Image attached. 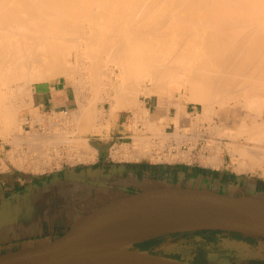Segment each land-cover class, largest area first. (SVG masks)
Wrapping results in <instances>:
<instances>
[{
    "label": "bare ground",
    "instance_id": "6f19581e",
    "mask_svg": "<svg viewBox=\"0 0 264 264\" xmlns=\"http://www.w3.org/2000/svg\"><path fill=\"white\" fill-rule=\"evenodd\" d=\"M143 1L132 0L130 5L129 0H0V133L11 134L19 120L18 111L21 105H18L17 90L20 85L33 81L41 82L62 72L74 74L76 71V68L73 69L74 66L68 68L69 66H66L68 64H65V68L59 64L62 65V62L66 61L70 65L74 60L83 57L82 54L79 56L78 50L74 53L72 47L82 40L85 41V38H89V42L92 41L91 37H94L92 45L95 44V51L97 53L99 49L100 53L103 51L102 54L99 53L100 56L96 54L98 56L96 59H105L103 57L105 52L111 59L115 60L118 57V62L113 59L112 62L119 68L108 65L107 72L105 67L111 59L107 61L108 63L105 61L106 64L101 61L106 74L109 73L114 76L113 78L120 77V80L115 81L118 83L120 81L119 88L116 87L118 90L112 82L118 78L110 82L114 87L111 89L116 90V93L113 92L115 95L112 93L113 97H109V94L107 97L111 101L112 113L117 109L134 108L133 99H136L138 90H141L138 83L144 71L145 74L148 73L149 76L146 75L153 84L150 88L143 87L144 93H164L170 82H176L183 91L182 94L189 101L202 105L205 113L213 109L214 102L221 106H229L231 101L236 104L248 101L249 105L256 102L254 105L256 110H264V99L258 101L264 96V0H160V2L154 0L153 4L150 3L151 8L149 0L148 4L146 0ZM144 11H147V14ZM86 19L88 23L89 19L93 20V25L86 23L89 31L84 30ZM96 23L104 26V29L100 31V26L99 28L94 26ZM84 41L83 44L88 40ZM89 42L87 46L91 44ZM95 51L93 50V53ZM108 55L105 60L108 59ZM86 56L83 57L85 60L88 59ZM89 56L88 53L87 57ZM101 62L99 60L98 64ZM93 63L95 65L94 61ZM99 66L101 64L98 66L96 64L98 69ZM98 69L96 71L101 72ZM106 77L105 80L108 81H104L105 86L110 84L109 80L112 78ZM111 84L107 85L109 89L112 87ZM26 92L24 94L32 101V89L27 88ZM240 96L244 97L245 102L238 99ZM148 113L142 115L144 121L158 120L159 116H150ZM88 114L91 116L90 112ZM37 117L40 119V116ZM37 117L35 116V120ZM99 118L102 119V116ZM254 118L253 116L251 121L244 117L241 125H238L239 130H234L240 134L248 133L247 139L252 140V146L230 141L228 145L226 143L225 149L213 147L216 149L215 153L210 155L215 158V163H222V154L227 152L230 156L229 166L233 165L240 171L264 175V122L257 123L258 120ZM73 119L77 124L76 120L79 118ZM23 124L24 122L19 121V125L16 126H19V131L15 133L13 139H8L9 137L5 139L10 140L13 145L7 158L19 168H30L29 164L38 160L39 163L31 165L37 169L40 164L46 162L48 164L54 155L61 157L62 154L73 156L75 154L77 158L84 160L95 155L96 150H92L90 137L81 132L78 125L66 127L67 130L52 127L54 130L50 133L37 135L28 134ZM98 129L93 128L95 131ZM155 131L154 134L163 136V140L169 136L165 127L161 126ZM133 135L130 146L125 144L117 150L120 156L137 160L150 158L153 152L147 149L148 144L144 145L146 139L148 142L150 137L139 132ZM231 135L229 136L232 138ZM22 141L30 144L28 148L30 151L25 152L22 149L18 161H15L18 143ZM211 147L208 148L209 153L212 151ZM30 153L33 155L32 161L29 160ZM208 154L201 159L209 156ZM210 162L214 163L212 160ZM235 162L239 165L234 166Z\"/></svg>",
    "mask_w": 264,
    "mask_h": 264
},
{
    "label": "crops",
    "instance_id": "0c3cea01",
    "mask_svg": "<svg viewBox=\"0 0 264 264\" xmlns=\"http://www.w3.org/2000/svg\"><path fill=\"white\" fill-rule=\"evenodd\" d=\"M32 105L44 111L75 108L76 92L72 85L62 80L42 81L33 86ZM145 107L156 117H176L183 107L186 112L194 111L190 103L155 95L146 98ZM127 117V114L125 117L120 114L114 122V138L125 136L122 132ZM185 117L187 115L184 112L179 113L184 126L190 120ZM174 129L177 130V125ZM97 148L93 159L47 172L0 171V254L59 240L102 208L132 195L155 190L151 187L153 185L161 184L163 188H196L194 186L205 185L204 188H197L217 192L223 191L218 190V187H251L257 192H264V181L230 173L228 168L189 165L173 162L175 160L161 163L119 159L107 147ZM222 193L227 194L226 191ZM202 229L144 235L124 247L156 254L160 253L158 251L167 253L177 250L178 254L182 251V243H189L192 244L191 251L187 253L189 261L197 264H249L254 260L264 261L263 252L253 257H242L219 253L216 249L221 245L237 251L242 244L256 248L259 243L264 248V239L221 229H215L218 232L200 233ZM247 236H253V241L244 239ZM193 244L201 250H193Z\"/></svg>",
    "mask_w": 264,
    "mask_h": 264
},
{
    "label": "rangeland",
    "instance_id": "374dc122",
    "mask_svg": "<svg viewBox=\"0 0 264 264\" xmlns=\"http://www.w3.org/2000/svg\"><path fill=\"white\" fill-rule=\"evenodd\" d=\"M147 1V0H146ZM145 0L143 1V2H146ZM151 1V2H150ZM156 1V0H155ZM131 2H132V0L130 1L129 0V3H130V5H131ZM153 2H154V0L152 1V0H149V8H151V4L150 3H152L153 4ZM158 2H160V0H158ZM129 3L127 4V6H128V8H129ZM147 4H148V1H147ZM156 4H159V3H157L156 2ZM126 6V7H127ZM153 6V5H152ZM155 7H157L156 5H155ZM148 8V7H147ZM148 8V9H149ZM147 9V10H148ZM146 10V9H145ZM228 10H233V9H228ZM151 10H149V12H150ZM161 11V10H160ZM152 12V11H151ZM144 13L145 14H147V11L145 12L144 11ZM150 13H148V15H149ZM87 20V22H85L84 23V26H85V29L84 30H88V25H93V20H91L90 21V19H89V23H88V19H86ZM85 20V21H86ZM133 20V19H132ZM134 21H137V20H134ZM95 22V21H94ZM88 25H87V24ZM91 23V24H90ZM95 27L96 26H98V28H99V26H100V31L101 30H103L104 29V26H101V25H97V23H96V25H94ZM81 27V26H80ZM103 27V28H102ZM87 28V29H86ZM102 28V29H101ZM80 31H83V30H80ZM89 31V30H88ZM106 31H104V33H105ZM102 34H104L103 32H101ZM100 33V34H101ZM90 34V33H89ZM91 38H93L94 39V37H91ZM81 39V38H80ZM79 39V40H80ZM83 39V38H82ZM86 40H88L87 41V43L89 42V38L87 39V38H85ZM92 39V41L90 40V42L89 43H91L90 45L88 44V46H87V43H84L83 44V41L84 40H82V44L81 43H78L77 45L75 44V46H77V47H79V46H81V47H79L78 49H77V47H72V49H74L73 50V52L74 53H79V56H82L83 55V57H85L86 55L88 56V53H89V57H87L86 56V58H88V59H86L85 60V58H83V57H79L77 60H74V62L73 63H71V64H73V65H69V63L68 62H66V61H64V59H63V61L64 62H66V63H64V62H62L63 64H64V66H62L61 64H59V66H61V67H65V64H68V65H66L68 68H70V66H72L71 68H73V66H74V68L73 69H75L76 71H74V74H69V73H65V72H62V73H60V74H58V76H52L51 78H48V79H46V80H44V81H55V80H62V81H65L66 83H68V84H70V85H72V87L74 88V90H75V92H76V97H77V105H76V107L75 108H72V107H68V109H69V111H70V113H71V120H69V125L71 126V125H78L79 127H80V131L81 132H84V133H86L89 137H90V139H89V142H90V144L93 146L92 147V150H96V151H94V153H95V155H93L92 157L93 158H95V156H96V154H97V152H98V148L97 147H107L108 149H110L111 150V152L110 153H112V155L114 156V157H117V158H119V157H121V158H125V157H123L122 155L120 156V154L118 153L119 151H117V150H119V148H122L125 144L127 145V144H129L128 146H130V144H132V141H133V137H134V133H136V132H139L141 135L143 134H145V136H149V134H152V133H154V132H156L155 130H159V128L162 126V127H165L166 129H167V133H168V127H169V124L171 123V122H174L176 125H177V129H178V125H179V123H182V119L180 120V118H179V113H181V112H184L186 115H187V117H185L184 119H190L189 120V122L188 123H186V121L184 120V122L186 123V124H189V123H191V121H193L192 123L195 125H198V124H205L206 125V127H207V125H208V127H207V130L209 131V132H213V134L212 133H210V136H211V138L212 139H215V141L216 142H214L213 144H212V147L210 146L211 144H210V142H209V144H208V148L209 147H211L212 149H210V150H212L208 155L209 156H206L207 158H209V159H207L206 157L203 159H201L200 158V160L201 161H203V163H205L207 160V164H209V162L212 160V161H214V163L213 162H210V164L212 163V165L213 166H220L221 168H228L229 170V172L230 173H237L238 175H240V176H246V177H248V178H251V179H256V180H258V181H264V175H261V174H252L251 172H244V171H240V170H238L237 168H235V167H233V165H231V166H229V162H230V156H229V154L227 153V152H224L223 154H222V156H223V158H222V163H215V158L213 159L212 157H211V155L210 154H212V153H215L214 151L217 149V148H223V149H225V145H226V143H227V145H228V143L231 141V143H238V144H240L241 143V145H244L245 144V146H252V140L250 141L249 139H247V134H244V133H239V131H238V133H237V131H234V130H239V126L241 125V123H242V119L244 118V117H246L247 119H249V120H251V121H253V116L255 117L254 119H256V120H258V121H256L257 123L259 122V123H262V121L264 122V110L263 111H261V109L260 110H256L257 108L254 106V105H256L257 103L256 102H253V104H251V105H249V103H248V101L246 102V103H242V104H236L234 101H231L230 102V104H229V106L228 105H226V106H221V105H219L217 102H214L213 103V109H211L210 110V112L209 111H207L206 113H205V111H203V109H202V105H200V104H198V103H194V102H191V101H189L188 99H187V97H185L182 93H183V91L182 90H180L179 89V85H178V83H176V82H170L168 85H167V88H166V92H164V93H153V94H149V93H144V91L143 90H145V89H143V87L145 88L146 86H147V88H150V85H153L152 84V81L148 78V73L146 72V74L148 75H146L145 74V71H144V74H145V76L147 77V79H145L146 77L144 76V74H142L141 72V74L144 76V78L143 79H141L143 76H141L140 75V82L138 83L139 84V89H141L140 91L138 90V93H137V97H136V99L134 98L133 99V101L135 100V102L134 103H132L133 104V106H134V108H126V109H117V111L115 112V113H112V111H111V101H110V98L109 99H107V97H108V94H109V97L111 96V97H113L115 94L114 93H116L113 89H111V88H116V87H118L119 88V84H120V81H119V83L118 82H115L116 80H120V77L118 78V76H116L115 78H118V79H115V78H113L111 75H109V73H107L106 74V72L108 71V68H109V66H112V67H114V63L117 61L118 62V60H117V58L118 57H116V59L114 60L113 58V60L115 61V62H112V59L111 58H109V57H111L110 55H108L106 52L105 53H103V55H105V56H103V57H105V59H106V56L108 55V59L107 60H105L104 58H100V59H98V62H97V59H96V57H98V56H100V54H102V52L100 53V49H99V51H98V53L95 51L96 49V47L94 46L95 44H93L92 45V43H94V40ZM85 40V41H86ZM81 41V40H80ZM84 41V42H85ZM76 43V42H75ZM79 44H81V45H79ZM84 45V46H83ZM93 47H92V46ZM83 46V47H82ZM89 46H91V48H89ZM98 47V46H97ZM83 48V49H82ZM84 48H86V50H84ZM91 49V50H90ZM134 49H137L136 47H134ZM78 50V51H77ZM84 50V51H83ZM88 50V51H87ZM93 50L96 52H94L93 53ZM97 50H98V48H97ZM77 51V52H76ZM84 53H87V54H85L84 55ZM90 53H92V54H90ZM100 53V54H99ZM80 54H82V55H80ZM93 54H97L96 56L95 55H93ZM92 55V56H91ZM95 56V57H94ZM94 57V58H93ZM82 58V59H81ZM91 59V60H90ZM103 59V60H102ZM111 59V60H110ZM66 60V59H65ZM83 61L82 63L80 62V61ZM89 60V61H88ZM99 60H100V62L102 61L104 64H106V62L108 61V60H110L109 61V63L108 64H106L107 66L105 67V66H103V67H105V70H106V72L104 71V69L102 68V62L100 63L101 64V66H99V69L96 67V64H97V66L98 65H100V64H98L99 63ZM76 61H78L77 63H76ZM85 61V62H84ZM92 61V62H91ZM93 61L95 62V65H94V63H93ZM106 61V62H105ZM91 65V67H90V65L88 64V63ZM97 62V63H96ZM59 63V62H58ZM80 63V64H79ZM75 64V65H74ZM103 64V65H104ZM86 65H88V66H86ZM109 65V66H108ZM76 66V67H75ZM86 66V68H84ZM95 66V67H94ZM66 68V67H65ZM78 68V69H77ZM89 68V69H88ZM92 68H97L99 71H101V72H97L96 70L97 69H92ZM115 68L117 69V68H119L118 67V65L116 66L115 65ZM103 70V71H102ZM119 71V70H118ZM94 74H93V73ZM97 72V73H96ZM143 72V71H142ZM98 73H100V75L98 74ZM104 73H105V75H104ZM119 73V72H118ZM65 74V75H64ZM103 75V76H102ZM108 75V76H107ZM139 75V74H138ZM96 76V77H95ZM109 77L108 79H110V77H112L110 80H109V83L112 81V80H114V81H112L113 82V84L114 85H116V86H114L113 87V85H112V87H110V89H109V87L108 86H110V84L107 86L108 87V89H107V87L104 85L105 84V82L104 81H108V80H105V77ZM123 76V75H122ZM122 76H121V78H122ZM107 77H106V79H107ZM101 81H100V80ZM99 80V81H98ZM138 80V81H139ZM42 82V81H41ZM104 82V83H103ZM116 84H115V83ZM37 83H39V81H33V82H29L28 84H21L20 85V87L18 88V90H17V94L19 95V93H21L19 96L17 95V97H18V102H19V104L18 105H21V108L19 109V111H18V118H19V120H18V122H16V126H17V124L19 125V121H21V122H24V128H29V126H28V124H26V116H27V114L28 113H31L32 115H34V117H33V119H34V121L35 122H40L39 120H41V117H40V119H39V117H37V116H41L40 115V113H44L45 111H48V110H40L39 108H37V107H34L33 105H32V101L28 98V95L26 94H24V93H27L26 92V90H27V88L29 89V88H31V89H33V86L35 85V84H37ZM101 83H102V85H101ZM144 83V84H143ZM99 85V86H98ZM101 85V86H100ZM103 85H104V87H103ZM149 86V87H148ZM105 88V90L103 89V88ZM101 89V90H100ZM103 89V90H102ZM117 89V88H116ZM109 90V91H108ZM118 90V89H117ZM25 91V92H24ZM22 92H23V94H22ZM108 92V93H107ZM110 92V93H109ZM114 92V93H113ZM114 95H113V94ZM241 94H243V93H241ZM22 95V96H21ZM152 95H155V96H159V97H168V98H172V99H175V100H177V101H179V102H183V103H190L191 105H193L194 107L192 108V109H194V111L193 112H186L185 110H184V107H183V109H182V111L181 110H179V113H178V115L176 116V117H170V116H167V117H159L158 118V120L157 119H154L153 121H147L146 119H145V121L143 120V114H147L148 112V114L150 115V116H154L153 114H151V112L149 111V108H147V107H145V100H146V98L147 97H149V96H152ZM26 96V97H25ZM244 97L243 96H240L238 99L242 102V100H243V102H245V100L243 99ZM264 99V96H261L259 99H258V101H260V100H263ZM20 100H22V102L20 103ZM136 103V104H135ZM252 106V107H251ZM81 107V108H80ZM86 108V109H84V108ZM254 107V108H253ZM63 108H67V107H63ZM62 108V109H63ZM215 108V109H214ZM253 109H255L256 111H254ZM59 110H61V109H57L56 111H59ZM89 110V111H88ZM84 111V112H83ZM97 111V112H96ZM103 111V112H102ZM90 112V115L91 116H89V113ZM101 112L103 113V114H101ZM133 113L138 119H142V123H143V128H139L138 127V125H139V123H138V121H136L135 123H131L129 120H128V118H129V116H128V118H127V121H126V125L123 127V129H124V132H122L125 136L124 137H120V138H114V134H112V129H113V127H114V122L115 121H117L118 120V117H119V115L121 114V115H123V117H125L126 116V114L127 115H129V113ZM202 112H204V113H202ZM249 112V115H247V113ZM259 112H261V113H259ZM36 113L37 114H39V115H36ZM190 113V114H189ZM198 113V114H197ZM48 114H49V112H48ZM62 114V113H61ZM82 114H86V115H83L82 116ZM94 114V115H93ZM207 114V115H206ZM247 115V116H246ZM35 116L38 118L37 120H35ZM93 116H94V118L95 119H93ZM96 116H98L97 118H96ZM99 116L101 117L102 116V119L101 118H99ZM74 117H77V118H79V119H77L76 120V122H78L77 124L75 123V120L73 119ZM87 117V118H86ZM91 117V118H90ZM154 117H156V116H154ZM197 117H198V120H197ZM252 117V118H251ZM179 118V121L177 120ZM32 119V118H31ZM88 119V120H87ZM91 119V120H90ZM93 119V120H92ZM74 120V121H73ZM177 120V121H176ZM196 120V121H195ZM93 121V122H92ZM98 121V122H97ZM181 121V122H180ZM222 121H223V123H222ZM241 121V122H240ZM89 123V124H88ZM129 123V124H128ZM137 123H138V125H137ZM213 123H215V124H213ZM94 125L95 127H92V125ZM185 124V126H187ZM218 124V125H217ZM240 124V125H239ZM65 125V124H64ZM88 125V126H87ZM229 125V126H228ZM239 125V126H238ZM16 126H14V128H13V130H11V134H6V135H4V134H1L0 133V156H3V159H2V157H0V163L2 164V168L4 169V170H9V169H11L10 170V172H12V171H18V172H20V171H22V172H32V173H42V172H47V171H49V170H51V169H53V168H57V167H60L62 164H64V163H69V162H76V161H82V160H84V159H82V158H77V156L75 157V154H74V156H73V154L72 155H64V154H60L61 155V157H58L57 155L55 156L54 155V158H52L49 162H48V164H47V162L46 161H44V162H46L44 165H45V167H44V165L42 166L41 164V166L44 168H42L40 165L37 167V169L38 168H40L39 170H37L35 167H33V166H31V165H33L34 163H39V161L38 160H36V161H34V163H31V164H29L30 165V168H19L18 166H16L15 164H14V162H7L6 160H4V158H6L7 159V157H8V152H10L11 151V149H12V147H13V145H11L12 143H10L8 140L6 141L5 139L6 138H8V139H13L14 138V136H15V133L17 134V132L19 131V126L18 127H16ZM60 126V125H59ZM68 125H66V127H67ZM98 126V127H97ZM159 126V127H158ZM216 126V127H215ZM62 128H65V126L63 127V126H61ZM90 127V128H89ZM219 129H218V128ZM36 128H38V127H36ZM69 128V127H68ZM88 128V129H87ZM93 128H99L97 131H95V130H93ZM126 129V130H125ZM138 129V130H137ZM211 129V130H210ZM231 129H233L232 131H230ZM66 130H67V128H66ZM137 130V131H136ZM139 130H141V131H139ZM170 130V129H169ZM213 130V131H212ZM220 130V131H219ZM134 131H136V132H134ZM92 132V133H91ZM97 135H96V134ZM223 133V134H222ZM224 133H225V135H224ZM228 133H229V135H231L232 136V138L233 137H235V138H231L229 135H228ZM236 133V134H235ZM19 134V133H18ZM237 134H239L237 137L235 136V135H237ZM136 135V134H135ZM137 136V135H136ZM151 139V138H150ZM168 139V138H167ZM166 139V140H167ZM6 141V142H5ZM145 141V140H144ZM146 141H147V139H146ZM145 141V144L144 145H146V144H148L147 145V149L149 148L150 150H151V147H149V146H151V145H149L150 144V140L148 141V142H146ZM218 141H222V143H220V142H218ZM228 141V142H227ZM8 142V143H7ZM25 141H22V142H20V143H18V149L16 150V152H15V161H18V157L20 156V154L22 153V149H24L25 150V152L28 150L27 149V145H26V143H24ZM143 142V141H142ZM250 142V143H249ZM20 144V145H19ZM217 144V145H216ZM216 145V146H215ZM231 145V144H230ZM229 145V146H230ZM213 147H215L214 149H213ZM205 148H207V145H205V146H203L202 147V149H205ZM27 149V150H26ZM198 149H200V147H197V149L196 150H198ZM116 151H117V154L118 155H116ZM28 152H29V150H28ZM151 152H153L151 155L152 156H150V158H142L141 160H149V161H153V162H158V161H160V160H166V161H171V160H176V159H178L179 160V158H178V156L180 155L181 156V158L180 159H184V160H186V161H189L190 159H189V152L188 151H186V150H184V151H182V150H178L177 152H175V151H173L174 153L173 154H171V153H166L164 156L162 155V156H160V155H158V154H156L155 152H156V150H152ZM17 153V154H16ZM175 153H178V155L177 154H175ZM68 154V153H67ZM169 155H170V157H169ZM185 155H186V157H185ZM7 156V157H6ZM31 156V157H30ZM69 156V157H68ZM157 156V157H156ZM160 158H159V157ZM176 156V157H175ZM58 157V158H57ZM68 157V158H67ZM89 157V156H88ZM92 157H90V159H93ZM173 157V158H172ZM175 157V158H174ZM188 157V158H187ZM121 158H119V159H121ZM166 158V159H165ZM69 159V160H68ZM87 159H89V158H87ZM87 159H85V160H87ZM125 159H132L131 157L130 158H125ZM29 160L30 161H32L33 160V155L30 153V155H29ZM42 159H40V161H41ZM204 160H206L205 162H204ZM28 161V160H27ZM38 161V162H37ZM26 162V161H25ZM42 162V161H41ZM26 163H28V162H26ZM60 165V166H59ZM239 165V163L238 162H235V165L234 166H238ZM34 166H36V165H34ZM12 167V168H11ZM32 167V168H31ZM153 189H157V188H163L162 187V185L161 184H158L157 186L156 185H153V186H151ZM194 187H199V188H204L205 187V185H201V186H194ZM218 190H223V191H220L221 193L222 192H224V191H226V193L227 194H229V195H237V196H243L244 194H253V196H258V197H262V198H264V192H257V191H255L253 188H251V187H246L245 189H240V188H236V187H222V188H220V187H218ZM257 243V242H256ZM255 243V244H256ZM263 245L262 244H258V246L256 247V248H253V247H248V246H246V245H243L242 244V246L241 247H239V249L236 251L235 249H232V248H227V247H224V246H217V252H219V253H229V254H235V255H240V256H242V257H253L254 255H258L259 254V252H263L264 253V248L262 247ZM181 247H182V251L181 252H179L178 254H176L178 251L177 250H170V251H168L167 253H163V252H161V251H158V252H160L159 254H161V255H165V256H169V257H173V258H176V259H178V260H181V261H189V256L187 255V253L188 252H190L191 251V249H192V244H189V243H182V245H181ZM198 249V251L199 250H201L200 248H198V246H196V245H194L193 244V250H197ZM204 264L203 262H199V264Z\"/></svg>",
    "mask_w": 264,
    "mask_h": 264
},
{
    "label": "water",
    "instance_id": "95a60500",
    "mask_svg": "<svg viewBox=\"0 0 264 264\" xmlns=\"http://www.w3.org/2000/svg\"><path fill=\"white\" fill-rule=\"evenodd\" d=\"M221 229L264 238V198L171 187L132 195L51 243L0 254V264H197L128 249L144 235Z\"/></svg>",
    "mask_w": 264,
    "mask_h": 264
},
{
    "label": "built area",
    "instance_id": "2783aa9c",
    "mask_svg": "<svg viewBox=\"0 0 264 264\" xmlns=\"http://www.w3.org/2000/svg\"><path fill=\"white\" fill-rule=\"evenodd\" d=\"M40 115H41L40 116L41 120H39L40 122H35L33 119L34 115H32L31 113L27 114L26 124H28L29 128H26L25 130L26 132H28V134L36 133L37 135H46L47 133H50L52 130H54L52 129V127L60 128L61 126H65L66 128V125H68L67 127L70 126L68 122L71 119V113L68 108H63L59 111H56V110L45 111L43 114L40 113ZM128 116L129 118L128 117L127 118L131 123H135L136 121H138L139 123V125L137 123L138 127L140 126L139 128H143L142 119H138L131 112L129 113ZM175 125L176 124L173 122L169 124V127H168L169 136L167 140H163V136L161 135L157 136V134H154V133L149 134V137L151 138L150 139L151 150L153 151L156 150L155 153L160 156L166 153L173 154L174 153L173 151L177 152L178 150H182V151L186 150L189 152V156H188L190 159L189 161L179 158V160L177 159L173 162L179 161V162L187 163L189 165L209 166L210 164H205L200 160L202 156L209 153V150H208L209 142H211L212 144L216 142L212 140L210 136V132L207 130L208 125L206 127L205 124L193 125V123H189V124H186L187 126H184L183 124L180 123L178 125L179 127L177 129V132H175V129H174ZM25 143L28 146L27 147L28 149L30 144L27 142ZM205 145H207V148L202 149V147ZM197 147H200V149L196 150ZM175 154L178 155V153H175ZM0 157H2L3 159V156H0ZM4 160H6L8 163L10 162L8 158L7 159L4 158ZM76 162H79V161H76ZM76 162L64 163L61 166L70 165ZM158 162L163 163V162H168V161L160 160ZM10 170L11 169L4 170L2 168V164L0 163L1 172H6Z\"/></svg>",
    "mask_w": 264,
    "mask_h": 264
},
{
    "label": "trees",
    "instance_id": "16d2710c",
    "mask_svg": "<svg viewBox=\"0 0 264 264\" xmlns=\"http://www.w3.org/2000/svg\"><path fill=\"white\" fill-rule=\"evenodd\" d=\"M218 232L219 230H215V229H210V228H203L202 231H200V233H206V232ZM243 238V237H241ZM253 236H247V237H244V239L248 240V241H253ZM260 239H264L263 237H260ZM197 260V259H196ZM199 261V260H198ZM249 264H264V261H261V260H257V261H251V263Z\"/></svg>",
    "mask_w": 264,
    "mask_h": 264
}]
</instances>
